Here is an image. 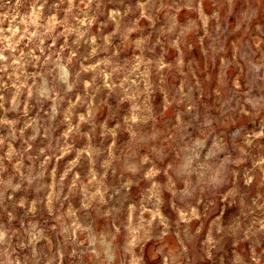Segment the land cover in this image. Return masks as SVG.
Instances as JSON below:
<instances>
[{
  "label": "rangeland",
  "instance_id": "rangeland-1",
  "mask_svg": "<svg viewBox=\"0 0 264 264\" xmlns=\"http://www.w3.org/2000/svg\"><path fill=\"white\" fill-rule=\"evenodd\" d=\"M0 264H264V0H0Z\"/></svg>",
  "mask_w": 264,
  "mask_h": 264
},
{
  "label": "bare ground",
  "instance_id": "bare-ground-1",
  "mask_svg": "<svg viewBox=\"0 0 264 264\" xmlns=\"http://www.w3.org/2000/svg\"><path fill=\"white\" fill-rule=\"evenodd\" d=\"M109 249V248H108ZM107 253H108V250H107ZM109 255V254H108ZM112 256V255H111Z\"/></svg>",
  "mask_w": 264,
  "mask_h": 264
}]
</instances>
